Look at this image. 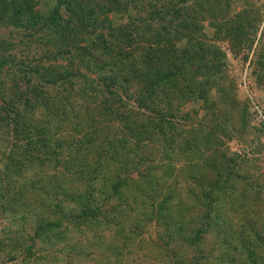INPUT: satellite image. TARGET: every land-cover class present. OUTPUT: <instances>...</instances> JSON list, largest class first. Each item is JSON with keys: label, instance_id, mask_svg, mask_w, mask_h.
<instances>
[{"label": "trees", "instance_id": "16d2710c", "mask_svg": "<svg viewBox=\"0 0 264 264\" xmlns=\"http://www.w3.org/2000/svg\"><path fill=\"white\" fill-rule=\"evenodd\" d=\"M35 6L0 0V22L38 24L50 32L54 48L96 51L90 59L99 72L65 77L56 66L52 75H40L46 87L39 81L10 88L0 107L11 137L0 158L3 214L28 224L46 246L71 234L107 241L97 258L104 264L147 249L143 237L151 224L161 229L160 240L162 233L169 241L178 238L180 264H264V238L242 216L259 211L258 204L249 207L246 192L238 196L229 179L216 186L213 159L198 156V137L209 144L211 134L177 132L172 95L192 97L179 92L189 81L181 56L166 41L135 43L137 27L151 26L134 20L141 9H158L155 25L166 26L163 0H56L42 20ZM104 66L117 68L108 73ZM211 232L221 249L210 260L200 251ZM22 253L33 254L29 246Z\"/></svg>", "mask_w": 264, "mask_h": 264}, {"label": "rangeland", "instance_id": "374dc122", "mask_svg": "<svg viewBox=\"0 0 264 264\" xmlns=\"http://www.w3.org/2000/svg\"><path fill=\"white\" fill-rule=\"evenodd\" d=\"M32 1L41 20L56 5V0ZM163 3L166 10L160 12L167 13L162 30L155 25L158 15L154 11L158 9L145 7L134 15L139 23H151L150 27L143 24L137 27L135 43L150 42L155 46L156 42L166 41L174 46L172 54L181 56L183 80L189 81L181 82L179 92L181 96L192 97L179 100L180 95H172L171 110L176 115L177 132L181 134L182 130L184 136L191 131L205 137L211 134L209 144L198 137V156L205 161L213 159L211 175L214 182L218 179L216 186L221 187L222 178L229 179L236 185L238 196L246 192L249 207L258 204L259 211L254 214L253 209L248 215L240 214L255 225V234L264 238V0H163ZM63 14L62 18H68V14ZM41 30L38 24L13 26L0 22V65L4 70L0 76V107L9 100L10 88L16 83L21 89L38 85L39 81L46 87L40 75H52L56 66L63 67L59 74L65 77L98 74L99 67L90 59L96 51L89 53L86 48L89 44L81 43L87 51L69 46L61 49L62 44L54 48L50 32ZM82 37L81 34L79 38ZM91 37L95 43L100 38L99 34ZM83 38L87 40L88 36ZM116 68L103 67L108 73ZM49 90V94L56 91L52 87ZM77 104L85 105L81 101ZM2 126L5 122L0 121V158L11 145L10 134ZM209 182L199 187L204 188ZM160 230L155 224L149 225L143 237L147 249H137L110 264H180L178 238L169 241L162 233L160 240ZM214 237L211 232L201 245L200 252L210 260L221 249ZM107 244L91 235L71 234L62 243L46 246L28 224L19 219L10 221L0 209V264H104L97 262V258L101 256L100 247ZM28 246L33 253L30 259L22 253ZM152 248L157 256L150 252Z\"/></svg>", "mask_w": 264, "mask_h": 264}]
</instances>
